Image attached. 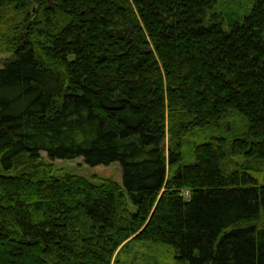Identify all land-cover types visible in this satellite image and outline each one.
I'll return each instance as SVG.
<instances>
[{
	"label": "trees",
	"instance_id": "trees-1",
	"mask_svg": "<svg viewBox=\"0 0 264 264\" xmlns=\"http://www.w3.org/2000/svg\"><path fill=\"white\" fill-rule=\"evenodd\" d=\"M6 7L25 16L0 30V264H125L144 243L264 264V0ZM41 152L119 161L123 185Z\"/></svg>",
	"mask_w": 264,
	"mask_h": 264
},
{
	"label": "rangeland",
	"instance_id": "rangeland-1",
	"mask_svg": "<svg viewBox=\"0 0 264 264\" xmlns=\"http://www.w3.org/2000/svg\"><path fill=\"white\" fill-rule=\"evenodd\" d=\"M23 16H25L24 12L16 14L11 7H6L3 10V18L0 20V30L7 32L9 24L18 21V19ZM10 55L11 52L6 53L5 50L0 48V66L4 64V60L8 59ZM41 154L46 162L53 164L52 173L54 175L73 173L84 176L93 182L106 178H111L120 184L123 182L122 167L119 161L110 165L105 164L92 167L85 163L83 157L70 160H51L47 153L41 152ZM26 166L27 164H25V167ZM25 167L19 166L14 168L9 172V174L16 173L19 170H24ZM129 207L132 211H135L136 209L131 200H129ZM174 254L175 253L172 249L168 247L165 248L157 245L153 246L146 243H144V245L135 244V246L132 247L131 252L125 254L124 261L125 264H181L177 262Z\"/></svg>",
	"mask_w": 264,
	"mask_h": 264
},
{
	"label": "built area",
	"instance_id": "built-area-1",
	"mask_svg": "<svg viewBox=\"0 0 264 264\" xmlns=\"http://www.w3.org/2000/svg\"><path fill=\"white\" fill-rule=\"evenodd\" d=\"M184 193H185V196H188V194H189L188 192H184Z\"/></svg>",
	"mask_w": 264,
	"mask_h": 264
}]
</instances>
